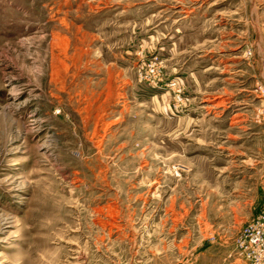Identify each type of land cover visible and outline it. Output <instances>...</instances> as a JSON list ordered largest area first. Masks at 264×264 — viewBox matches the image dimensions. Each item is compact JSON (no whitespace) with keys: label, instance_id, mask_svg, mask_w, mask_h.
<instances>
[{"label":"rangeland","instance_id":"1","mask_svg":"<svg viewBox=\"0 0 264 264\" xmlns=\"http://www.w3.org/2000/svg\"><path fill=\"white\" fill-rule=\"evenodd\" d=\"M263 177L264 0H0V264H227Z\"/></svg>","mask_w":264,"mask_h":264},{"label":"built area","instance_id":"2","mask_svg":"<svg viewBox=\"0 0 264 264\" xmlns=\"http://www.w3.org/2000/svg\"><path fill=\"white\" fill-rule=\"evenodd\" d=\"M233 244L246 264H264V206L247 220Z\"/></svg>","mask_w":264,"mask_h":264},{"label":"crops","instance_id":"3","mask_svg":"<svg viewBox=\"0 0 264 264\" xmlns=\"http://www.w3.org/2000/svg\"><path fill=\"white\" fill-rule=\"evenodd\" d=\"M263 183L262 185V192L260 196L256 199V204H255V210L257 211L260 207L264 206V177L261 181ZM227 264H246V262L238 255L237 257H234L232 261L229 260Z\"/></svg>","mask_w":264,"mask_h":264}]
</instances>
